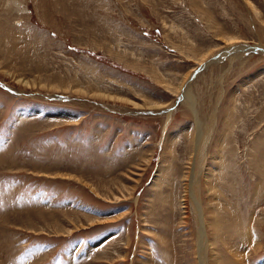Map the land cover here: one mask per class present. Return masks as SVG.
<instances>
[{"label":"rangeland","instance_id":"374dc122","mask_svg":"<svg viewBox=\"0 0 264 264\" xmlns=\"http://www.w3.org/2000/svg\"><path fill=\"white\" fill-rule=\"evenodd\" d=\"M0 264H264V0H0Z\"/></svg>","mask_w":264,"mask_h":264},{"label":"bare ground","instance_id":"6f19581e","mask_svg":"<svg viewBox=\"0 0 264 264\" xmlns=\"http://www.w3.org/2000/svg\"><path fill=\"white\" fill-rule=\"evenodd\" d=\"M12 72L11 71H7V75H11ZM14 79H16L19 83H21L22 85L24 86H28L29 85V82L28 80H25L23 79L22 77L18 76V77H15ZM188 91V90H186ZM103 93V92H102ZM187 96V94L185 95ZM102 97L103 98H113L115 100H119L121 99L120 96H117V95H113V94H107V93H103L102 94ZM145 106H151V104L148 102V103H144ZM198 130L197 132V139H196V152L197 155L195 156V163H201L202 160L205 158V149H206V145H207V142L209 140V131L208 130ZM197 189H198V185H197ZM208 191H212V186H208ZM198 196V195H197Z\"/></svg>","mask_w":264,"mask_h":264}]
</instances>
